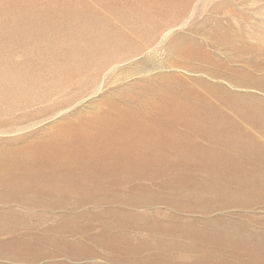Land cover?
Here are the masks:
<instances>
[{
    "label": "rangeland",
    "instance_id": "rangeland-1",
    "mask_svg": "<svg viewBox=\"0 0 264 264\" xmlns=\"http://www.w3.org/2000/svg\"><path fill=\"white\" fill-rule=\"evenodd\" d=\"M0 264H264V0H0Z\"/></svg>",
    "mask_w": 264,
    "mask_h": 264
},
{
    "label": "bare ground",
    "instance_id": "bare-ground-1",
    "mask_svg": "<svg viewBox=\"0 0 264 264\" xmlns=\"http://www.w3.org/2000/svg\"><path fill=\"white\" fill-rule=\"evenodd\" d=\"M93 56V57H92ZM92 56H89V58H88V61H89V59L91 58V60H94V59H99L100 58V53H96V54H93ZM105 58V56H102L101 57V59H104ZM115 69V68H114Z\"/></svg>",
    "mask_w": 264,
    "mask_h": 264
}]
</instances>
